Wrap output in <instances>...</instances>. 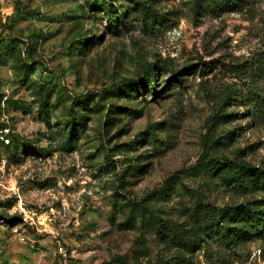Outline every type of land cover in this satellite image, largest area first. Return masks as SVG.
<instances>
[{
  "label": "rangeland",
  "instance_id": "rangeland-1",
  "mask_svg": "<svg viewBox=\"0 0 264 264\" xmlns=\"http://www.w3.org/2000/svg\"><path fill=\"white\" fill-rule=\"evenodd\" d=\"M233 1L0 0V264H264V0Z\"/></svg>",
  "mask_w": 264,
  "mask_h": 264
},
{
  "label": "trees",
  "instance_id": "trees-1",
  "mask_svg": "<svg viewBox=\"0 0 264 264\" xmlns=\"http://www.w3.org/2000/svg\"><path fill=\"white\" fill-rule=\"evenodd\" d=\"M231 5H234V1L233 0H226V6H231ZM259 69H260V72L264 73V58L259 64ZM128 82H131V81H128ZM147 86L150 90L154 89V85L149 81L147 83ZM247 97L248 98L250 97V99H247V100L251 104L252 112L249 113V116L251 117V119H253L254 121H256V120L259 121L260 119L264 120V91H263V93H257L256 92V93H251V95L247 94ZM69 124H70V121H69ZM69 131H70V133H69V138H70L71 132L73 131V127H71ZM216 165L220 166L219 164H216ZM243 172L245 174H247V176H251V178H252L254 170H245ZM253 177H255V176H253ZM239 178H240V176L235 177L236 180H239ZM262 183L264 184V174H262ZM248 217H249V220L251 222V227L254 228L255 232H258V231L260 232L261 228L263 227V224L260 222L257 212L256 211H248ZM214 220H215L214 218H212L210 220L211 224ZM219 220L216 221L217 224H218ZM216 230L219 233L222 232L223 234L228 232L227 229H225L223 227H219V228L217 227Z\"/></svg>",
  "mask_w": 264,
  "mask_h": 264
},
{
  "label": "built area",
  "instance_id": "built-area-1",
  "mask_svg": "<svg viewBox=\"0 0 264 264\" xmlns=\"http://www.w3.org/2000/svg\"><path fill=\"white\" fill-rule=\"evenodd\" d=\"M14 235L17 238V240L19 241H24V235H22L20 232H18L17 229H14Z\"/></svg>",
  "mask_w": 264,
  "mask_h": 264
}]
</instances>
